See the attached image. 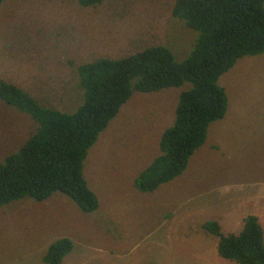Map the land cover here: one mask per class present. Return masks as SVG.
Here are the masks:
<instances>
[{
  "label": "rangeland",
  "instance_id": "rangeland-1",
  "mask_svg": "<svg viewBox=\"0 0 264 264\" xmlns=\"http://www.w3.org/2000/svg\"><path fill=\"white\" fill-rule=\"evenodd\" d=\"M175 2L5 0L0 79L44 107L73 113L82 102V64L154 46L177 62L190 55L198 33L173 17ZM217 84L227 97L224 117L210 124L182 174L149 193L137 189L136 177L160 154L158 131L174 120L191 84L133 92L84 161L97 210L84 213L61 193L1 206L0 264H46L49 245L63 238L73 247L62 264H231L213 259L218 237L203 228L218 214L259 216L264 240V53L239 59ZM36 128L29 115L0 101V161Z\"/></svg>",
  "mask_w": 264,
  "mask_h": 264
},
{
  "label": "trees",
  "instance_id": "trees-1",
  "mask_svg": "<svg viewBox=\"0 0 264 264\" xmlns=\"http://www.w3.org/2000/svg\"><path fill=\"white\" fill-rule=\"evenodd\" d=\"M5 0H0V3ZM92 7L104 0H77ZM173 17L198 33L190 55L177 62L161 46L148 47L120 59L99 58L77 67L82 102L73 113L39 104L19 87L0 79V101L26 113L36 131L15 152L0 161V207L29 198L37 202L61 193L84 213L98 208L83 166L89 149L118 115L133 92L178 88L174 120L159 139L160 154L135 180L142 193L178 177L193 153L206 141L208 127L221 120L227 97L217 82L236 62L264 53V0H176ZM218 237V255L238 264H264L263 231L248 215L238 234H222L215 221L203 225ZM73 244L59 239L49 245L46 264H62Z\"/></svg>",
  "mask_w": 264,
  "mask_h": 264
},
{
  "label": "crops",
  "instance_id": "crops-1",
  "mask_svg": "<svg viewBox=\"0 0 264 264\" xmlns=\"http://www.w3.org/2000/svg\"><path fill=\"white\" fill-rule=\"evenodd\" d=\"M174 113H175V110H174ZM119 114V113H118ZM170 115H171V113H170ZM165 120H166V118L164 117V118H162V121L161 122H165ZM169 125L168 126H164L160 131H158V132H160V136H161V134L164 132V130L166 129V128H168L169 126H171V124L173 123V118H171L170 116H169ZM153 161V160H152ZM151 161V162H152ZM150 162V163H151ZM149 163V164H150ZM148 164V165H149ZM147 165V166H148ZM146 166V167H147ZM144 170V169H143ZM142 170V171H143ZM142 171H140V172H142ZM139 172V173H140ZM138 173V174H139ZM138 176V175H137ZM235 206H236V204H235ZM243 206V205H242ZM217 217L214 219V220H212V221H215V222H217L218 224H219V226H220V229H221V231H222V234H225V235H227V234H238L241 230H242V228H243V220H244V218L246 217V216H248V214H244V213H241V214H239L238 216H234V217H229V215L228 216H225V217H223L222 216V214H218V215H216ZM257 216V215H256ZM257 218H258V220H259V223L261 224V221H260V219H259V216H257ZM262 226V225H261ZM217 245H218V240H217V242L213 245L214 247H213V249H212V251H211V253H212V257H213V259H214V256H216V258L219 260V261H217L218 263H221V262H231V264L232 263H235V262H232V261H228V260H226V259H223V258H221L219 255H218V252H217ZM235 264H238V263H235Z\"/></svg>",
  "mask_w": 264,
  "mask_h": 264
}]
</instances>
